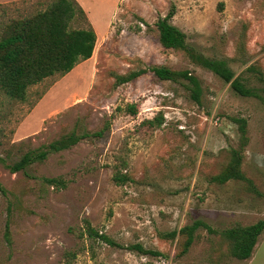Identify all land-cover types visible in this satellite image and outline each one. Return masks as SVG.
Segmentation results:
<instances>
[{"label": "rangeland", "instance_id": "1", "mask_svg": "<svg viewBox=\"0 0 264 264\" xmlns=\"http://www.w3.org/2000/svg\"><path fill=\"white\" fill-rule=\"evenodd\" d=\"M52 1L0 5V37L11 21L44 11ZM88 3L104 35L90 59L31 86L24 101L0 86V182L6 190L0 192V264H264V233L248 260L233 257L221 234L264 220V98L240 96L185 53L165 49L156 26L174 9L170 23L188 43L209 58L228 60L236 77L264 97V0ZM72 27L88 24L80 18ZM154 66L196 76L200 103L191 98L188 81H163L151 71L116 84V75ZM157 117L160 126L150 123ZM102 130V137L32 164L27 175L5 168L73 131ZM233 151L242 156L246 179L214 181ZM115 175L129 180L119 185ZM55 177L67 186L43 182ZM196 220L215 233L199 228L184 254L186 236L171 234ZM88 225L118 246L90 237ZM134 245L162 255L130 250Z\"/></svg>", "mask_w": 264, "mask_h": 264}, {"label": "trees", "instance_id": "2", "mask_svg": "<svg viewBox=\"0 0 264 264\" xmlns=\"http://www.w3.org/2000/svg\"><path fill=\"white\" fill-rule=\"evenodd\" d=\"M174 16V9L159 18L156 26L159 33V42L165 49L181 51L188 56L194 64L201 66L225 83L231 84L232 89L243 97H256L263 99L262 95L245 84V80L236 77L228 60L209 58L199 52L187 41L186 34L178 27L170 23ZM82 18L87 24L86 28H73L74 21ZM97 35L89 23L86 13L77 0H53L44 11L19 20H13L4 27L0 37V86L12 98L26 100L27 90L45 79L55 75L70 73L80 62L92 57L95 51ZM151 71L158 79L176 82L184 79L189 82L191 98L200 103L202 88L199 79L189 71H174L165 66H154L150 69L134 71L127 75H116V84L131 82L143 74ZM131 113H137L136 107H129ZM156 122V123H155ZM152 125L160 126L163 119L156 118ZM240 129L246 133V123L242 121ZM104 130L97 133L77 134L75 131L66 134L48 145L25 153L19 161L5 165L11 173H23L27 175V168L36 162L45 161L51 154L60 153L71 149L82 139L102 137ZM242 156L239 151L232 152V158L227 166L213 179L225 184L230 180H245L241 171ZM117 184H125L127 175H115ZM43 182L49 186L62 189L67 182L60 177L43 178ZM0 192L6 193L5 187L0 182ZM204 227L209 232L215 233L208 224L196 220L192 225L183 227L180 231H174L171 236L185 235L182 253H187L195 241L196 231ZM6 235L9 240L10 228L7 224ZM90 237L98 238L104 243L118 246L105 234H100L91 225L87 227ZM264 233V220H260L249 226H240L227 229L221 234L229 245L230 253L238 260H248L252 257L260 236ZM144 255L161 256L157 251L144 248L142 245L129 247Z\"/></svg>", "mask_w": 264, "mask_h": 264}, {"label": "crops", "instance_id": "3", "mask_svg": "<svg viewBox=\"0 0 264 264\" xmlns=\"http://www.w3.org/2000/svg\"><path fill=\"white\" fill-rule=\"evenodd\" d=\"M24 1L27 0H0V5H5V4H10V3H17L20 4ZM78 3L81 5V7L84 9V11L87 14V19L89 21V23L91 24L92 28L95 30L96 34H97V41H99L102 37H104V35L101 37L100 34L97 31L96 25L91 17V15L89 14V9H88V0H77ZM115 15V14H114ZM114 15L110 18L109 23H108V30H109V24L112 21V18H114ZM97 44V42H96ZM96 48V47H95Z\"/></svg>", "mask_w": 264, "mask_h": 264}]
</instances>
